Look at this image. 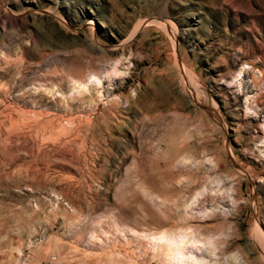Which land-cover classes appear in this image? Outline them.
Listing matches in <instances>:
<instances>
[{
	"label": "rangeland",
	"instance_id": "rangeland-1",
	"mask_svg": "<svg viewBox=\"0 0 264 264\" xmlns=\"http://www.w3.org/2000/svg\"><path fill=\"white\" fill-rule=\"evenodd\" d=\"M162 231L264 264V0H0V264Z\"/></svg>",
	"mask_w": 264,
	"mask_h": 264
},
{
	"label": "bare ground",
	"instance_id": "bare-ground-1",
	"mask_svg": "<svg viewBox=\"0 0 264 264\" xmlns=\"http://www.w3.org/2000/svg\"><path fill=\"white\" fill-rule=\"evenodd\" d=\"M155 237L168 264H209L203 254L205 248L203 241L183 232L162 231Z\"/></svg>",
	"mask_w": 264,
	"mask_h": 264
}]
</instances>
